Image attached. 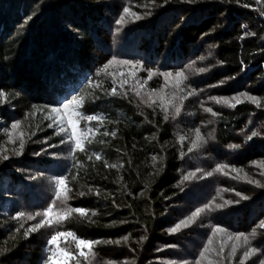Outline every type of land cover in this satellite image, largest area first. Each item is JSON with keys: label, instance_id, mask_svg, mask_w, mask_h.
<instances>
[{"label": "trees", "instance_id": "obj_1", "mask_svg": "<svg viewBox=\"0 0 264 264\" xmlns=\"http://www.w3.org/2000/svg\"><path fill=\"white\" fill-rule=\"evenodd\" d=\"M126 7L141 18L120 25ZM189 66L200 74L172 90L163 74ZM138 81L149 93L165 90L163 100L137 95ZM0 92V264H45L58 232L98 241L91 264H253L264 256V178L252 175L260 186L234 184L225 173L234 167L247 176L264 162V0H0ZM205 92L244 93L260 106L244 100L206 115L197 105ZM78 96L83 105L75 110L98 118L79 119L78 133L95 130L85 152L62 143L67 133L47 118ZM177 97L187 102L177 105ZM69 118L77 119L66 116L65 126ZM13 123L24 147L4 160ZM220 165L227 167L217 172ZM47 176L65 178L66 205L87 214L56 223L65 204L55 199L57 186L46 192ZM53 201L52 226L25 237L43 219L27 217ZM206 205L211 210L195 223L170 231ZM216 227L225 231L213 235ZM241 233L249 243L242 249L241 240L231 258L226 239ZM66 244L77 254L71 237Z\"/></svg>", "mask_w": 264, "mask_h": 264}, {"label": "snow or ice", "instance_id": "obj_2", "mask_svg": "<svg viewBox=\"0 0 264 264\" xmlns=\"http://www.w3.org/2000/svg\"><path fill=\"white\" fill-rule=\"evenodd\" d=\"M124 14L121 15V17L119 18V20L117 21L118 24L123 25L126 23L125 17L126 16H132L135 19H140L141 17L136 15V13L131 12L129 8H124L123 10ZM110 63H117V61H111ZM119 63H123V64H129V61H120ZM133 67H136V65H132ZM201 71H203V69H201ZM151 73L149 74V78H151ZM164 78L165 81L167 83L168 78L172 77V73H164ZM175 79L177 80V82H181L183 79H186L185 75L183 72H177L175 74ZM126 83V81H125ZM116 89L113 88L112 89V93L115 94ZM137 95H139V92H137ZM245 98L248 99L249 101H251L253 104H256L258 107L260 106V101L253 96H248L246 94ZM4 93L0 92V97H3ZM149 99H151V96H149ZM215 99V98H214ZM231 100L235 101L236 103H240L241 102V98L239 96L236 97H232ZM155 102V101H153ZM217 103H221L223 102L224 104H229L230 106L234 107L235 104H232L230 100L228 99H224L223 101L217 99L216 100ZM83 105V97L82 96H78L75 97L73 99H70L67 103H63L61 107H53L50 109L51 113L56 114V118L53 119L52 116L47 117L48 119H52L53 123L56 124L59 128V132H64L67 133L66 136V140H62L61 142H68L70 144H72L74 147L72 149L73 152H75L76 150H78L79 152H85L86 148H85V143L83 141H85L89 135V133H93L95 130L94 129H89V128H82L80 129L79 133L77 131L78 127H79V119L83 118L84 120L88 121V122H92V121H96L98 120V118L96 116H82V114L78 111H76V107L78 106H82ZM71 109V111H70ZM166 110V107H165ZM208 112H212V110L210 108L205 109ZM180 108L177 107L176 108V112L179 113ZM213 115H216V113H212ZM72 117L75 116L77 117L76 120H73L71 118H69L67 120V125L65 126L64 123V118L65 117ZM52 125H49V127H51ZM20 128V124L19 123H13L12 124V129H19ZM70 129V131H69ZM23 132H20L19 134V138H20V144H19V149L20 151H18L16 154L19 155L22 153L23 147H24V141H23ZM104 136H108L109 133L108 132H104L103 133ZM112 135H114V133H112ZM252 135H256V133H252ZM12 133L9 132V137H10V141L12 143H15L14 140L11 139ZM251 137H249L250 139ZM196 139L198 142L202 143L203 138L200 136L199 130H197L196 133ZM88 143H91L90 140H87ZM199 144H194L193 147H198ZM232 147H239L238 145H233ZM4 160H7L9 157L7 155H4L2 157ZM92 157H89V159H91ZM95 159L96 160H101V156L99 154L95 155ZM106 166H110V167H116V165H106ZM227 167V165H220L216 168L217 172H222L225 168ZM233 171H236L235 169H233ZM264 174V173H262ZM185 179H187V177H185ZM249 183H253V181L249 180ZM257 186H260L258 182ZM56 192H55V199L61 201L62 204H65V207L63 209H59L56 211V219L55 222L59 223L62 222L63 220L67 219L73 212L80 214L81 216L86 215V211L84 209L81 208H71L68 207L66 205V201L68 199L67 196V192L70 191V189H67L66 187V183H65V178H60L59 180L56 181ZM236 195L240 196L241 199H247L246 196L241 195L240 193H236ZM63 198V199H62ZM225 204H231L233 203L232 201H225ZM224 205H216V207H223ZM56 207V203L55 201L52 202V204L50 206H48L43 213H36L35 215H29L27 217L28 220H34L36 219L37 216H43V219H41L39 221V223L33 225L32 227L28 228L25 232V237H27L28 233L32 232V231H36L39 228L43 227L45 224H47L49 227L52 226V224L54 223V221L52 219H50V217L53 214V209ZM212 206L211 205H206L204 208H197L189 217H187L186 219L182 220L180 223L176 224L173 228L170 229V231L172 233L177 232L178 230H180L181 228H186L189 227L192 223H195L196 219H198L201 215V213H203L205 210H211ZM93 215H95V213H92ZM24 216L23 213L20 214V216L17 217V219H20ZM259 227L264 229V221H261L259 224ZM225 230L219 227H216L213 230V235L219 234L224 232ZM255 231L252 232V235L255 236ZM63 237H71L72 240L75 243V247L78 250V255L82 256L85 258L86 261H89V256L90 255H94L93 252V247L96 243H99L98 241H87L84 239H80L78 237H76L73 233L71 232H58L54 235L51 236L50 240H49V244L50 245H54L55 250H51L49 249V251L51 252V254L47 257V260L45 262V264H53V262L58 258V257H64L67 260H72L75 259V257L73 256V253L68 251L67 249H61L58 241L61 240V238ZM125 240H127V237L124 238ZM228 240H235L237 242L243 240L244 244H248L249 243V237L247 235L244 234H237L235 236L229 235L227 237ZM116 243H119V241H117ZM208 244L211 245L212 244V240L209 239L208 240ZM224 247H225V243L224 241H221V246L219 249V252L217 253V255H219L221 257V259L224 258ZM83 249H88V252L85 253L83 251ZM210 251L209 247H205L201 253H200V259H206L205 254L208 253ZM237 251V247L235 244H233L232 248H231V253L230 255L234 256L236 254ZM256 249L255 248H251L248 251H246L244 253L245 258L250 257L251 255L255 254ZM90 264V261H89ZM196 264H199V261L196 262ZM241 264H243V262H241ZM261 264H264V261H261Z\"/></svg>", "mask_w": 264, "mask_h": 264}, {"label": "rangeland", "instance_id": "obj_3", "mask_svg": "<svg viewBox=\"0 0 264 264\" xmlns=\"http://www.w3.org/2000/svg\"><path fill=\"white\" fill-rule=\"evenodd\" d=\"M131 18H134L131 16ZM132 68H135L133 66H130ZM186 79H183L181 82H177V80L175 79V77H169L168 78V86H170V88H172V90H176V87L178 86H183L184 83L186 82L188 84V80L192 77V76H195L196 74H200V71L199 69H196V67H192V66H189L188 68L185 69V71L183 72ZM196 75L193 79H196L197 76ZM138 92L142 93V97L144 96V98H148L147 101L151 102V101H160V100H163L162 98L165 96V90H163L160 94L159 93H149L148 91H146L144 88V85L140 83V81L138 82H135V86H134ZM186 87H189V84L186 86ZM149 96H151V99H149ZM236 96H239L241 98V102L244 101V100H248L245 98V95L244 93H239V94H236L234 96H231V97H224V98H221L219 100L223 101L224 99H228L231 101L232 104H237L235 101L231 100L232 97H236ZM248 96H251V95H248ZM204 97L203 99H200L198 102H197V105L200 106V108L202 109H208L210 108L212 110V112H208L206 111V115H211L213 112V108H217L218 105H221L222 107H227V108H230L232 106H230L229 104H224L223 102L221 103H217L216 102V98L214 99L211 95L208 94V92H205L204 93ZM179 98L177 97V99H174L172 100V102H175V101H178ZM187 100L186 99H180L178 101V104H184L186 103ZM10 132L12 133V136H11V139L15 141V143H12V142H9L10 141V137H8V144L5 148V155H7L8 157L9 156H14L16 155V149L19 148V144H20V138H19V134H20V130L19 129H15L13 130L12 127H11V130ZM52 155V154H51ZM51 158H56L55 155L53 156H50ZM57 159H60L57 157ZM233 169H235L236 171H233ZM262 169H264V162L263 163H256L253 165L252 167V170L250 172V175H247L245 174V172H241L240 169H237V168H234V167H231L229 168L225 173L229 174L227 175L228 177V180H231L234 184H240V182H244V181H253V183H255L256 181L254 179H262L264 178V171H262ZM252 175H256V178H252ZM46 192H51V191H54V187L56 186V182L54 181V179H52L51 177L47 176L46 177ZM66 239L67 237H63L61 238L60 241H58V244L60 246L61 249H67L68 251L72 252L73 251V248H69V246L66 244ZM226 242L231 244L230 246H233V244H237V248H240L237 241L235 240H228L226 239ZM220 243V242H219ZM241 248H245L247 246V244H244V242L241 243ZM55 247L56 246H52L51 250H55ZM76 249V247H75ZM77 250V249H76ZM83 251L85 253L88 252V249H83ZM73 253V252H72ZM73 256L75 257V259H72V260H67L66 261V258L64 257H58L54 262L53 264H89V261H90V264L92 262V258L90 257L89 261H86L85 258L83 257V259L79 260L80 256L78 255V250H77V254H73ZM93 256V255H92ZM229 256L232 258V255H230V252H229ZM82 257V256H81ZM228 257V256H227ZM230 262H232V259H229ZM261 261H264V256H261L259 255L253 262V264H261ZM191 262V261H189ZM201 262V261H200ZM186 263H188V261H186ZM193 263V262H191ZM211 263H214V264H219V263H216V260H213L210 261V259H207L206 260V263L204 264H211Z\"/></svg>", "mask_w": 264, "mask_h": 264}]
</instances>
